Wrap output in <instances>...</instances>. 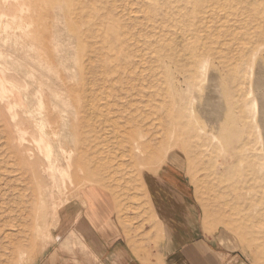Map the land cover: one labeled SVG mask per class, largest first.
<instances>
[{"label": "rangeland", "instance_id": "rangeland-1", "mask_svg": "<svg viewBox=\"0 0 264 264\" xmlns=\"http://www.w3.org/2000/svg\"><path fill=\"white\" fill-rule=\"evenodd\" d=\"M1 43L49 61L75 127L55 141L76 151L61 192L31 120L37 80L0 63V264H42L90 187L143 225L155 194H182L198 223L264 264V0H0Z\"/></svg>", "mask_w": 264, "mask_h": 264}, {"label": "crops", "instance_id": "crops-1", "mask_svg": "<svg viewBox=\"0 0 264 264\" xmlns=\"http://www.w3.org/2000/svg\"><path fill=\"white\" fill-rule=\"evenodd\" d=\"M181 195H153L156 221L143 225L109 192L90 187L82 196L85 205L78 216H68L69 229L42 264H254L218 231L198 223L195 210L182 208Z\"/></svg>", "mask_w": 264, "mask_h": 264}, {"label": "bare ground", "instance_id": "bare-ground-1", "mask_svg": "<svg viewBox=\"0 0 264 264\" xmlns=\"http://www.w3.org/2000/svg\"><path fill=\"white\" fill-rule=\"evenodd\" d=\"M14 1H16V0H14ZM0 45L2 47L1 48L2 50H0V55L2 57L0 59V63H1V65L4 66L5 69L7 68V69L12 70L14 72H16L18 70V71L22 72L23 74H25L26 78L30 77L34 80H37V81H31L29 79L30 83L37 89V92L40 95L38 98L39 101L37 99V101H38L37 107L38 108H37L36 114H32L30 112L31 120H33L36 124H38L37 127H39V129H40V137H41L40 142L43 143V140H44L45 145H46V147H45L46 152L45 153H46V158H47L46 159L47 160V167L45 169V172L47 175L51 176L52 182L56 183L57 188L62 192L63 187H64V185H63L64 179L66 177H68V175L70 174L71 168H72V164H71L72 161L70 162V156H71V154H73L72 153L73 151H76V148H75L76 143L75 142H74V144L71 143L72 144L71 146H72V148H74V150L72 152L66 153L65 148H68V147L60 144L61 142L56 144V141H55L56 135H58L60 137L66 136V133H67L66 129L67 128L71 129V131H73V133L75 134V132H74L75 127L71 126V124L68 123L69 119H67L66 116L64 115V112H66V113L68 112V108H65V106L63 104V98H64L63 94L69 95V92L67 91V93H65L64 91H62V92H64V93H62L60 91V89L62 90L63 86L60 87L62 85V83H59L60 80L54 81L52 78H50V73L49 74L47 73L48 67H50V65H48L49 61H46V63L43 62L45 65L47 64L46 66L43 64L44 65L43 66L41 64L42 62L40 63L39 60H37L36 57L38 55L36 56L35 52H33L32 57H31L30 55H27V54H25V52H22L20 49H18V47L12 49L8 45L6 46L2 43ZM16 45H17V43H16ZM30 46H32V45L29 44V47ZM5 50H8V51L4 52ZM62 50L66 51V49H62ZM30 51L32 52V48ZM34 51H36V48L34 49ZM5 54L7 56V57L6 56L5 57H6V59L8 58V60L3 58ZM28 56H30V58ZM67 56H68V54H67ZM61 65L63 66V64H61ZM29 66H31V67L29 68ZM53 76H54V74H53ZM54 77H56V76H54ZM57 79H59V78H57ZM43 85L44 86L46 85V90L42 88ZM48 97H51L50 98L51 101H50V99L48 100ZM43 108H47L48 112L51 109V113L54 110L58 111L62 117V119H60L61 121L60 120L57 121L56 119H55L56 121H54L53 117L50 118L52 114L51 115L49 114L50 117L48 115L45 116L43 113ZM28 111L29 110L27 108L24 109V112L27 114L29 113ZM69 113H70V115H74L75 112L73 110H69ZM263 114H264V112H263ZM67 116H69V115H67ZM51 120H52V122H51ZM16 126L18 127L17 123H16L15 127ZM44 127H46L47 130H45ZM68 134L71 135V133H68ZM70 137H73V136H70ZM56 140H58V139L56 138ZM40 142H39V146L41 149H43ZM41 152H42V150H41ZM72 157H74V156H72ZM72 157H71V159H72ZM62 162H64L63 166L65 168V169L62 168L63 171H61L59 169V164ZM72 163H74V162H72ZM39 190H41V189H39ZM39 204H40V206L38 208V214H37V223H38L37 234L41 237L43 236V237L47 238L48 237V230L46 228L47 227L46 220H47L48 216H50V214H49L50 209L46 206V204L43 200L41 201V203L39 202Z\"/></svg>", "mask_w": 264, "mask_h": 264}]
</instances>
